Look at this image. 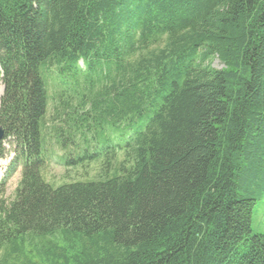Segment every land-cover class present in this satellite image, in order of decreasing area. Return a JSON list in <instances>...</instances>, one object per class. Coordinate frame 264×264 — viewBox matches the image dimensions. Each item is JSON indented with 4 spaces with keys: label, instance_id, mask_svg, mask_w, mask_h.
<instances>
[{
    "label": "trees",
    "instance_id": "obj_1",
    "mask_svg": "<svg viewBox=\"0 0 264 264\" xmlns=\"http://www.w3.org/2000/svg\"><path fill=\"white\" fill-rule=\"evenodd\" d=\"M0 65V264H264V0H0Z\"/></svg>",
    "mask_w": 264,
    "mask_h": 264
},
{
    "label": "rangeland",
    "instance_id": "obj_2",
    "mask_svg": "<svg viewBox=\"0 0 264 264\" xmlns=\"http://www.w3.org/2000/svg\"><path fill=\"white\" fill-rule=\"evenodd\" d=\"M212 66L216 68H222L224 65L221 61L216 58L212 62ZM4 93V85L0 81V103ZM58 154L56 157L46 165L44 169V176L47 181L54 184L55 186L71 181L74 173L67 175V166L61 162V156L63 152L58 147L54 148ZM0 181L8 174L6 184L0 186V201L9 203L16 196L17 188L22 178V166L15 163L16 161V145L11 137H4L0 143ZM5 180V179H4ZM252 233L253 234H264V198L257 203L253 213L252 221Z\"/></svg>",
    "mask_w": 264,
    "mask_h": 264
},
{
    "label": "water",
    "instance_id": "obj_3",
    "mask_svg": "<svg viewBox=\"0 0 264 264\" xmlns=\"http://www.w3.org/2000/svg\"><path fill=\"white\" fill-rule=\"evenodd\" d=\"M5 136V130L2 126H0V142L3 139V137Z\"/></svg>",
    "mask_w": 264,
    "mask_h": 264
}]
</instances>
